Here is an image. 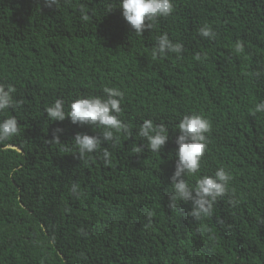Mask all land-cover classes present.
I'll list each match as a JSON object with an SVG mask.
<instances>
[{"label": "trees", "instance_id": "trees-1", "mask_svg": "<svg viewBox=\"0 0 264 264\" xmlns=\"http://www.w3.org/2000/svg\"><path fill=\"white\" fill-rule=\"evenodd\" d=\"M118 2L62 0L56 10L0 0V84L14 85L20 102L0 119L14 115L21 126L12 147L0 146V264H264V113L251 114L264 100V0H173V14L141 38L118 7L105 12ZM204 25L214 39L198 35ZM162 33L183 44L180 58L151 56ZM105 86L125 93L121 118L133 126L132 137L101 145L109 166L99 153L80 161L72 145L97 130L45 113L58 98ZM193 112L212 125L200 174L232 175L201 220L190 204L168 207L175 125ZM148 118L168 125L157 155L135 137ZM56 129L60 144L51 143Z\"/></svg>", "mask_w": 264, "mask_h": 264}, {"label": "clouds", "instance_id": "clouds-1", "mask_svg": "<svg viewBox=\"0 0 264 264\" xmlns=\"http://www.w3.org/2000/svg\"><path fill=\"white\" fill-rule=\"evenodd\" d=\"M40 2L47 9L58 10L62 5V0ZM115 7L121 10L124 21L134 30L135 38H141L146 29H153L159 20L166 19L174 12L173 0H119L117 4L109 3L105 12H110ZM84 18L87 19V16ZM198 35L207 39L215 38V32L209 25L202 26ZM243 50V43L237 41L235 51L239 53ZM183 52V44L172 42L167 33H162L155 39L151 56L157 58L175 54L180 58ZM195 59L200 60L201 56L196 55ZM254 75L258 77L260 73ZM15 92L14 85L0 84V113L15 111L20 107V102L14 99ZM124 98L125 93L122 90L105 86L100 95L79 96L67 104L58 98L45 109V113L49 121L62 122L68 118L73 125H87L97 130L99 135L75 134L72 145L80 161H87L92 154L99 153L98 158L105 166H109L111 153L101 145H114L120 136H133V126L121 118ZM260 113H264V100L257 102L251 110L254 116ZM20 128L14 115L0 119V146L12 147L8 141L20 134ZM175 129L179 135L175 139V165L170 177L171 194L168 207L177 209L180 204H190L188 215L194 220L210 217L216 202L228 194L232 180V175L224 167L217 168L212 174H200L202 160L208 150L211 122L205 116L193 112L180 118ZM62 133L63 129L54 130L51 143L60 144ZM135 137L146 142L143 147L148 152L157 155L169 139L168 125L155 123L150 118L143 119L135 130ZM134 151L140 153L142 148L136 146ZM189 178H192L191 181ZM70 190L75 197H80L79 184L73 183ZM230 203L236 204L237 201L233 199ZM152 216L153 212L149 211L147 217Z\"/></svg>", "mask_w": 264, "mask_h": 264}]
</instances>
